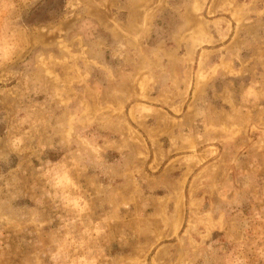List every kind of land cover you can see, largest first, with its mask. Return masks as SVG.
<instances>
[{"label":"rangeland","instance_id":"1","mask_svg":"<svg viewBox=\"0 0 264 264\" xmlns=\"http://www.w3.org/2000/svg\"><path fill=\"white\" fill-rule=\"evenodd\" d=\"M5 4L0 264H264V0Z\"/></svg>","mask_w":264,"mask_h":264},{"label":"clouds","instance_id":"2","mask_svg":"<svg viewBox=\"0 0 264 264\" xmlns=\"http://www.w3.org/2000/svg\"><path fill=\"white\" fill-rule=\"evenodd\" d=\"M4 14L0 16V30L4 33V39L0 41V61L11 60L14 52L16 50V45L12 38L7 35L8 33V20H7V10L10 5L5 4Z\"/></svg>","mask_w":264,"mask_h":264}]
</instances>
